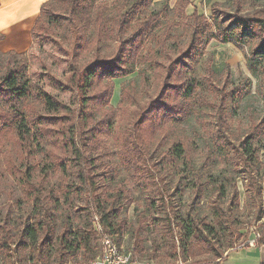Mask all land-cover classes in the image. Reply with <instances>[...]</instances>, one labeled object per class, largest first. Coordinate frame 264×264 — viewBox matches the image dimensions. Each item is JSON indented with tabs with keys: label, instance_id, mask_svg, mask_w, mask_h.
<instances>
[{
	"label": "trees",
	"instance_id": "trees-1",
	"mask_svg": "<svg viewBox=\"0 0 264 264\" xmlns=\"http://www.w3.org/2000/svg\"><path fill=\"white\" fill-rule=\"evenodd\" d=\"M206 3H210L209 19L198 13L193 0H177L173 8L163 2L156 11H149L152 0H115L113 6L104 0H48L41 5L31 30V48L21 54L0 52V153L7 145L16 146L19 166L10 161L9 170L17 178L22 162L25 170L18 181L39 219L30 224L25 218L15 235L0 229V254L16 244L27 249V259L35 263L66 264L79 253L81 263L87 264L99 255V233L91 228L93 215L99 217V235L120 236L126 222L119 214L134 202L132 193L143 195L150 208L158 191L156 203L167 221L160 231L163 237L169 234L175 257L170 223L174 210L160 193L168 182L160 178L164 189L157 188L159 180L154 174L162 172V178L182 180V172L189 167L194 170L196 162L189 159L192 140L185 134V124L191 118L202 124L207 111L213 119L208 128L215 132L209 136L211 151L199 169L203 175L194 176L191 182L198 203L208 186L213 187L209 189L212 194L219 196L223 191L222 185L213 186L216 170L219 174L230 171L244 183L245 196L264 216V172L260 173L257 154L264 137V0H227V7L214 0ZM188 7L192 8L189 16ZM181 17L190 26L184 47L172 30ZM211 41L248 48L245 59L257 82L262 109L249 118L238 139L231 128V108L245 93L231 87L215 106L200 91L199 83L187 78ZM147 70L158 92L144 98L123 85L113 107V81L134 72L145 81ZM212 76L207 68L206 80L215 95L222 87L218 88ZM225 80H229L227 74ZM85 134L88 136L83 138ZM36 169L40 171L34 178ZM51 175L57 176V183L51 184ZM93 177L103 185L95 188ZM88 183L95 199L84 208L86 212L75 210L71 218L72 195L81 194ZM57 188L59 196L55 195ZM233 190L234 197L235 183ZM210 208V221L206 217L195 220L191 213L186 219L177 216V241L184 249L197 241L220 259L224 244L232 248L231 228L236 232L242 226L218 197L210 200ZM60 215L64 224L58 232ZM254 243L264 245V228ZM168 254L158 253L155 258L161 260Z\"/></svg>",
	"mask_w": 264,
	"mask_h": 264
},
{
	"label": "rangeland",
	"instance_id": "rangeland-1",
	"mask_svg": "<svg viewBox=\"0 0 264 264\" xmlns=\"http://www.w3.org/2000/svg\"><path fill=\"white\" fill-rule=\"evenodd\" d=\"M109 5L113 6L115 0H104ZM218 2L221 6L227 7V0H214ZM193 5L197 7V11L200 15L205 16L207 19L211 17L210 14V3H206V0H194ZM162 8V5L149 6V11H156ZM192 12V8L186 10V15L189 16ZM172 13H169L168 18H171ZM173 32L180 36L181 46H185L187 42L188 33L190 31L189 20L186 18H179L174 21L172 27ZM170 54L174 55L171 51ZM248 53V48L246 46L240 47L232 43H221L217 41H211L205 49L204 54L198 59L197 64L194 66L192 71L187 73V78L190 81H196L199 83L200 91L204 95L208 96L210 102H215V106H218L219 99L226 90L231 87H238V90H242L244 98H242L235 107H232L231 120H232V132L235 133V137L243 136L246 130L247 123L251 118L257 116L261 111L262 105L257 97V85L256 80L251 75L248 70L247 61L245 55ZM207 68H211L213 73V80L215 84H218L219 91L216 94L215 89L211 86V83L206 80ZM226 74L229 76V80L226 81ZM137 72L123 78L114 80V89L111 98V105L113 107L117 106L120 99V88L123 85H129L131 91L136 90L138 95H144L146 98L148 95L154 96L158 92V85L155 84L154 78L152 77L151 71L147 70L145 75L147 80L144 81V77L137 76ZM151 76V78H150ZM149 78V79H148ZM227 82V83H225ZM224 84V85H223ZM75 96V93H73ZM67 99L69 96L66 97ZM74 101L78 102L77 98H73ZM144 100V99H143ZM78 110V105H76ZM132 108H130L131 110ZM230 109V110H231ZM250 118V119H249ZM98 119L94 120L97 121ZM210 121H213L212 116L209 111H207L203 116L202 124H196L195 118H191L188 123L185 124V134L192 140V145L189 151V159L196 162L194 170L188 168V172H182L183 179L179 180L177 176L171 177L167 176L162 178V172L155 173L154 178L157 181V188L163 187V183L168 182L165 189L160 192L164 199L167 200L168 205L174 210L170 214V223L173 230V237L175 239V257H173L172 241L170 240L169 234L167 236L162 235L160 228L162 222L167 224L166 216L160 211L158 207L159 196L155 193L156 200L154 207L149 208L148 201L139 192H133L134 202L131 205L124 206L120 211L119 218L125 220V227L123 229V234L120 236H113V242H115L121 251L132 252L133 260L140 263H154V264H218V260L213 257L212 253L206 252L205 248L200 246L197 241L192 240L191 245L186 246V249L178 245V235L179 231L175 227L178 220L177 216L186 219L187 215H191L195 220L200 218H205L207 221L212 219L210 208V200L218 197L220 203L224 208L229 209L230 215L236 220L240 227L236 232L232 231V248L227 249L226 244L222 246L220 251V258L223 257L225 252L239 249L241 247L251 245L254 238L260 233L264 228V216L260 212H257V208L253 207L252 203L245 196V185L239 179H234L231 176L230 171H222V174L216 170V175L212 181H214V187H219L222 185L223 191L220 195L212 194V186H208L204 192L200 195V202L198 203L197 198L199 197L196 189H192L191 182L194 181V176L203 175L201 168L202 162H204L205 155L209 154L211 151V141L209 136L212 132H215L214 128H208ZM116 124L113 125V127ZM205 128V130L202 128ZM88 135L85 134L83 138ZM238 139V138H237ZM79 142V137L77 139ZM12 146V147H11ZM259 146V160L260 173L264 172V137L261 139ZM16 146L7 145L0 153V229H7L11 235H15V231L20 226L25 218H29V223L35 222L38 219L36 217V210L32 209L30 201L28 200V193L25 191V187L21 185L18 179L24 174V166L22 167L20 161V168L17 172V178L12 177V173L9 170V162L14 161L16 165L19 166V157H17ZM40 171L36 169L33 171L32 176L36 178ZM181 171V170H180ZM179 172V171H178ZM193 174V175H192ZM196 174V175H195ZM219 175V176H218ZM207 176V174H206ZM23 177V176H22ZM94 178V177H93ZM163 182L162 184L160 183ZM196 178V177H195ZM57 176H49V181L52 183H57ZM261 186L264 190V176L262 177ZM72 181L75 178L72 177ZM259 181V180H258ZM95 182V188L103 185V181L99 179L93 180ZM178 184V188L176 187ZM233 183L236 184V195L233 197ZM56 186V185H55ZM81 189V194L72 195L74 198L73 205L70 207V217L74 218L75 210L85 211L84 208H88L92 205L95 195L89 183L83 185ZM175 189L179 191L176 192ZM99 190V189H97ZM61 191L57 188L56 194L59 196ZM96 194H99L96 191ZM264 201V197H263ZM65 211V209H61ZM86 212V211H85ZM84 212V215L86 214ZM168 214V213H167ZM166 214V215H167ZM59 215V214H58ZM92 230L100 234L101 227L99 224V217L93 215L92 219ZM6 224V225H4ZM61 224H64V217L60 215L56 223L57 231H60ZM1 231V230H0ZM98 247L99 253L102 249V239L108 237L107 235H99ZM223 241V240H222ZM224 242V241H223ZM253 244H255L253 242ZM9 250L6 253L0 254V264H41L35 263L27 258H29V253L26 250L18 248L16 244L8 247ZM172 250V252H171ZM226 250V251H225ZM169 252L168 257L164 259H158V253ZM154 257V258H153ZM47 264H52L51 262ZM66 264H85L81 263V258L79 253L74 254L69 258Z\"/></svg>",
	"mask_w": 264,
	"mask_h": 264
},
{
	"label": "crops",
	"instance_id": "crops-1",
	"mask_svg": "<svg viewBox=\"0 0 264 264\" xmlns=\"http://www.w3.org/2000/svg\"><path fill=\"white\" fill-rule=\"evenodd\" d=\"M48 0H0V52H27L32 46L31 30L41 5ZM177 0H152L153 5L166 2L173 8ZM194 2V0H193ZM191 7H188L189 9ZM218 264H264V245L255 244L225 252Z\"/></svg>",
	"mask_w": 264,
	"mask_h": 264
},
{
	"label": "built area",
	"instance_id": "built-area-1",
	"mask_svg": "<svg viewBox=\"0 0 264 264\" xmlns=\"http://www.w3.org/2000/svg\"><path fill=\"white\" fill-rule=\"evenodd\" d=\"M258 237V235L256 236ZM254 240L251 245H253ZM87 264H154L140 263L133 260L132 252H123L119 246L113 242L112 238L102 239V249L99 255Z\"/></svg>",
	"mask_w": 264,
	"mask_h": 264
}]
</instances>
